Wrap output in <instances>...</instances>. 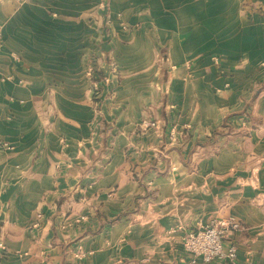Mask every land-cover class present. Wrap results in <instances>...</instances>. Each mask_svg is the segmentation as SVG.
<instances>
[{
  "label": "crops",
  "instance_id": "1",
  "mask_svg": "<svg viewBox=\"0 0 264 264\" xmlns=\"http://www.w3.org/2000/svg\"><path fill=\"white\" fill-rule=\"evenodd\" d=\"M220 218L210 264H264V0H0V264H190Z\"/></svg>",
  "mask_w": 264,
  "mask_h": 264
},
{
  "label": "built area",
  "instance_id": "2",
  "mask_svg": "<svg viewBox=\"0 0 264 264\" xmlns=\"http://www.w3.org/2000/svg\"><path fill=\"white\" fill-rule=\"evenodd\" d=\"M143 129L156 128V123L144 122ZM7 147V145H3ZM80 220H84L81 218ZM240 230V224L234 219H217L211 221L204 227L195 231H189L183 238V249L190 255V264L198 262L210 264L214 261L233 262L236 257V248L234 245H225L227 237ZM81 254L78 256L82 257Z\"/></svg>",
  "mask_w": 264,
  "mask_h": 264
},
{
  "label": "rangeland",
  "instance_id": "3",
  "mask_svg": "<svg viewBox=\"0 0 264 264\" xmlns=\"http://www.w3.org/2000/svg\"><path fill=\"white\" fill-rule=\"evenodd\" d=\"M145 122H148V123H151V122H154V123H156V128L158 127V122H156V121H150V120H147V121H145ZM142 123H144V121L142 122ZM142 123L140 124V125H142ZM155 128V129H156ZM148 129H151V128H148ZM153 129V128H152ZM173 134H174V131L172 132V130L170 131V133H169V135H168V137H169V140L171 141L174 137H173ZM220 219H227V218H220ZM215 220H217V219H215ZM212 221H214V220H212ZM211 222V221H210ZM209 222V223H210ZM263 229H264V226H263ZM4 248V246L2 245V244H0V249H3ZM82 253H78L77 255H76V258H79L78 256H80ZM83 256L82 257H80L79 259H82L85 255L84 254H82Z\"/></svg>",
  "mask_w": 264,
  "mask_h": 264
}]
</instances>
